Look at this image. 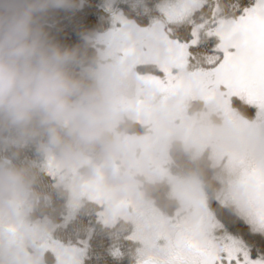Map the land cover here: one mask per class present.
Instances as JSON below:
<instances>
[{
  "label": "rangeland",
  "instance_id": "374dc122",
  "mask_svg": "<svg viewBox=\"0 0 264 264\" xmlns=\"http://www.w3.org/2000/svg\"><path fill=\"white\" fill-rule=\"evenodd\" d=\"M150 27V22L141 26L133 21L121 30L109 22L102 31L84 35L98 43V61L86 70L110 97L108 119L119 150L100 162L86 156L68 163L44 149L43 161L44 169L68 190L63 221L76 214L83 198L97 200L102 203L104 224L113 225L118 219L132 223V237L141 244L140 255L162 252L167 237L197 223L206 211L213 213L199 177L171 171L172 139L180 140L192 159L206 150L223 184L216 194L218 200L231 203L239 213L245 208L244 190L237 183L243 168L240 158L248 149L259 148L249 131V117L235 110L231 96L219 88L207 89L197 75L200 68L191 70L186 55L168 54L177 41L165 34L164 23L145 39ZM144 63L152 67L137 70ZM122 74L135 80L131 99L113 91L115 78ZM133 116L150 123L151 131L138 137L114 128L115 122ZM155 181L166 183L169 196L177 200L171 213L159 209L140 187L142 182ZM31 207L26 192L14 211L0 212V264H81L87 241L69 244L53 238L54 224L47 218H30ZM47 252L51 254L48 260Z\"/></svg>",
  "mask_w": 264,
  "mask_h": 264
},
{
  "label": "snow or ice",
  "instance_id": "6c2138e0",
  "mask_svg": "<svg viewBox=\"0 0 264 264\" xmlns=\"http://www.w3.org/2000/svg\"><path fill=\"white\" fill-rule=\"evenodd\" d=\"M137 18L150 21L145 39L161 23L176 26L177 47L168 54L200 58L203 85L241 103L259 148L240 158L237 183L245 199L240 214L225 213L216 202L215 213L206 211L197 223L167 237L162 252L148 251L132 264H264V0H83L59 17L58 35L72 41L81 29L105 20L125 30ZM88 260L117 264L103 242Z\"/></svg>",
  "mask_w": 264,
  "mask_h": 264
},
{
  "label": "clouds",
  "instance_id": "9594fccd",
  "mask_svg": "<svg viewBox=\"0 0 264 264\" xmlns=\"http://www.w3.org/2000/svg\"><path fill=\"white\" fill-rule=\"evenodd\" d=\"M66 0H0V130L43 138L48 152L75 163L99 148L119 150L108 119L110 97L73 68L74 52L50 33L48 18ZM30 176L0 159V212L14 211Z\"/></svg>",
  "mask_w": 264,
  "mask_h": 264
},
{
  "label": "trees",
  "instance_id": "16d2710c",
  "mask_svg": "<svg viewBox=\"0 0 264 264\" xmlns=\"http://www.w3.org/2000/svg\"><path fill=\"white\" fill-rule=\"evenodd\" d=\"M83 0H68L64 6L54 9L48 18L49 30L53 38L63 47L74 52V71L80 76L86 84L98 85L96 79L91 77L86 70L87 67H93L98 61L96 46L97 42L85 38V34L93 31H102L109 21L105 20L101 24L92 28H83L80 30L78 38L72 41H65L59 37L63 25L59 17L67 10L80 6ZM138 25H147L150 21L147 19H135ZM165 34L177 41V30L175 25L165 24ZM187 65L193 70L200 68V58L193 53L186 55ZM152 67L151 64L144 63L138 65L137 70H143ZM232 105L237 108L243 116L249 117L248 113L241 106L238 100L231 97ZM114 128L126 135L143 136L151 131V125L143 119L125 117L114 123ZM42 137L31 139H21L12 130H0V159L9 158L17 166L26 168L30 176V184L27 190L28 199L32 203L29 216L32 219L47 218L54 224L52 237L60 242L69 244H81L87 241L85 254L81 264H89V253L97 249V245L104 243L106 250L117 259V264H132L135 257L139 256L141 244L132 237V223L127 220L118 219L113 225H106L100 219L102 203L97 200L83 198L82 204L76 214L67 221H63L67 211V202L69 198L68 190L63 184L57 182L56 178L48 173L43 167L45 151ZM59 155L58 152H53ZM171 157L170 169L173 173L187 176L196 174L205 190L206 198L210 209L215 213L216 202H219L225 213L240 214L231 203H221L216 194L222 187V183L216 177L215 167L211 164L206 150L202 152L199 158L192 159L190 150L184 149L180 140L172 139L169 147ZM93 162H100L105 155L99 148L90 152L88 155ZM145 196L150 197L155 205L171 213L178 206L176 199L169 196L168 186L162 181L142 182L140 186ZM46 260L51 258L49 252L45 255Z\"/></svg>",
  "mask_w": 264,
  "mask_h": 264
},
{
  "label": "water",
  "instance_id": "95a60500",
  "mask_svg": "<svg viewBox=\"0 0 264 264\" xmlns=\"http://www.w3.org/2000/svg\"><path fill=\"white\" fill-rule=\"evenodd\" d=\"M135 87V80L127 74L118 76L114 81V92L125 99H131L133 97Z\"/></svg>",
  "mask_w": 264,
  "mask_h": 264
},
{
  "label": "flooded vegetation",
  "instance_id": "af4514ba",
  "mask_svg": "<svg viewBox=\"0 0 264 264\" xmlns=\"http://www.w3.org/2000/svg\"><path fill=\"white\" fill-rule=\"evenodd\" d=\"M116 78H117V77H116ZM116 78H115V79H116ZM114 81H115V80H114ZM113 91H114V84H113ZM114 93H115V92H114ZM115 94H116V93H115ZM116 95H118V94H116ZM134 95H135V93H134ZM134 95H133V96H134ZM132 98H133V97H132Z\"/></svg>",
  "mask_w": 264,
  "mask_h": 264
}]
</instances>
